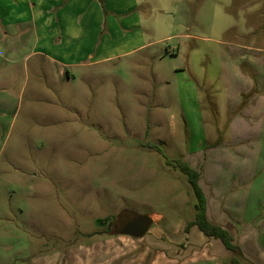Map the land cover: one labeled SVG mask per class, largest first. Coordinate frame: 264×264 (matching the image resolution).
Here are the masks:
<instances>
[{
    "label": "rangeland",
    "instance_id": "rangeland-1",
    "mask_svg": "<svg viewBox=\"0 0 264 264\" xmlns=\"http://www.w3.org/2000/svg\"><path fill=\"white\" fill-rule=\"evenodd\" d=\"M163 8L170 12L151 17L153 38L172 36L153 50L68 68L69 79L36 57L0 69L9 77L0 84V263L29 264L17 259L23 245L25 255L66 264L69 249L95 243L104 248L79 251L87 264L118 254L124 264L134 255L142 261L133 264L222 258L220 240L187 228L196 197L166 159L199 170L206 195L226 190V215L239 213L229 206L235 196L253 214L256 181L239 190L236 175L264 176V0H164ZM132 211L151 218L148 231L112 235L114 218L117 226Z\"/></svg>",
    "mask_w": 264,
    "mask_h": 264
},
{
    "label": "crops",
    "instance_id": "crops-1",
    "mask_svg": "<svg viewBox=\"0 0 264 264\" xmlns=\"http://www.w3.org/2000/svg\"><path fill=\"white\" fill-rule=\"evenodd\" d=\"M179 1L167 0L169 3ZM163 3L164 0H0V69L12 68L17 62H25L36 57L53 65L58 77L67 73L69 79L70 72L65 71L68 68L114 62L117 58L135 52L153 50L154 45L160 40L172 36L168 34L164 38H153L152 32H156L159 24L157 20L150 21L153 19L151 17H154L156 12L163 14L170 12L163 8ZM142 8L148 11L147 16L142 13ZM175 19L180 25L188 24L179 15ZM163 24L167 29L169 24L166 23V19ZM3 73L0 74V84L9 80L8 75L4 76ZM1 93L3 92L0 89V98L5 96ZM0 110L4 111L1 105ZM206 162L209 160H205L202 165L204 171ZM253 170L249 174L241 172L236 175L240 179L239 190L248 189L256 181L259 199L252 215L247 216L250 210L247 203H243V207L232 204L237 200V196L229 202V206L238 207L239 213L233 216L226 215L223 206L229 193L222 189H215L213 193L212 188L206 195L203 190L208 220L227 229L233 237V243L240 249V253L237 254L225 248L226 253L222 258L213 253L209 258V264H264V176L257 174L251 178ZM209 177L214 179L213 172L209 173ZM251 179L253 182L248 183ZM222 195L225 196L223 203L220 204ZM207 238H210L209 244L214 243L213 239L216 240L213 237ZM126 239L128 238L122 237L121 242L125 244ZM106 243L115 247L114 239ZM91 245L85 247L79 245L75 249H69L65 256L66 264H74V259L78 263L87 264L86 255L79 251L85 250L87 253L92 247L100 248V251L104 248L102 243ZM213 245L209 247L212 248ZM22 248L23 245L18 253L22 256L17 259L25 261L30 258L29 264L48 263L45 258L41 259L39 254L34 255L30 249L25 255ZM215 250L212 248V251ZM72 254L78 255L71 259ZM116 256H108L102 262L91 264H124L120 261L122 255ZM134 256L133 259L129 257L130 264L136 260L142 261L141 258L134 259ZM202 258L204 260L207 257L198 255L194 260Z\"/></svg>",
    "mask_w": 264,
    "mask_h": 264
},
{
    "label": "trees",
    "instance_id": "trees-1",
    "mask_svg": "<svg viewBox=\"0 0 264 264\" xmlns=\"http://www.w3.org/2000/svg\"><path fill=\"white\" fill-rule=\"evenodd\" d=\"M166 162L167 164H173V167L178 168L182 173L187 175L188 181L196 197V203L194 204L195 214L193 219L188 222L187 228L196 226L206 237H213L220 240L226 249L239 254L240 249L235 243H233V237L230 232L218 224L211 223L206 216V198L199 185V172L180 159H176L174 161L166 159ZM121 222L123 221L117 223L115 230H113L114 232L111 233L112 235L114 233L120 234V229L123 227L120 224ZM234 261L235 259H233V262Z\"/></svg>",
    "mask_w": 264,
    "mask_h": 264
},
{
    "label": "water",
    "instance_id": "water-1",
    "mask_svg": "<svg viewBox=\"0 0 264 264\" xmlns=\"http://www.w3.org/2000/svg\"><path fill=\"white\" fill-rule=\"evenodd\" d=\"M152 220L147 215L130 212L127 219L121 222L120 234L129 235L131 237H142L149 229Z\"/></svg>",
    "mask_w": 264,
    "mask_h": 264
},
{
    "label": "flooded vegetation",
    "instance_id": "flooded-vegetation-1",
    "mask_svg": "<svg viewBox=\"0 0 264 264\" xmlns=\"http://www.w3.org/2000/svg\"><path fill=\"white\" fill-rule=\"evenodd\" d=\"M113 228H114V230H115V218H114V220H113Z\"/></svg>",
    "mask_w": 264,
    "mask_h": 264
}]
</instances>
